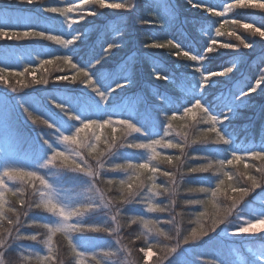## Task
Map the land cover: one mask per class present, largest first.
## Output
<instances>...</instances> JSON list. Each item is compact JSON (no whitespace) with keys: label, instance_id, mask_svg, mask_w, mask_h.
<instances>
[{"label":"trees","instance_id":"trees-1","mask_svg":"<svg viewBox=\"0 0 264 264\" xmlns=\"http://www.w3.org/2000/svg\"><path fill=\"white\" fill-rule=\"evenodd\" d=\"M105 2L0 0L46 36L0 38V259L264 264V234L230 237L264 202L240 192L264 183V0Z\"/></svg>","mask_w":264,"mask_h":264},{"label":"snow or ice","instance_id":"snow-or-ice-1","mask_svg":"<svg viewBox=\"0 0 264 264\" xmlns=\"http://www.w3.org/2000/svg\"><path fill=\"white\" fill-rule=\"evenodd\" d=\"M27 2H29V3H33V2H35V0H27ZM104 3H106L105 2V0H104ZM101 8L103 7V5L101 4V5H99ZM192 7H198V5L197 4H195V3H192V5H191ZM125 7H128V9H129V11H131L132 9H133V6L132 5H125V4H119V8H125ZM227 8V7H226ZM226 8L224 9V11L226 10ZM230 9H228V11H229ZM262 11H264V9H261ZM223 11V12H224ZM61 14H63V13H61ZM88 14H90V15H95L96 13L95 12H89ZM256 28H258V29H260V31H262V32H264V30H262V29H264V25H259V26H256ZM11 33V34H10ZM252 35H257V33H255V32H252ZM32 36H36V37H40V38H45L46 36L45 35H41V34H39V33H37L35 30H33V29H30V28H27L26 30H17L16 28H9V27H4V26H0V38H7V39H28V38H30V37H32ZM261 38H264V37H261ZM78 39V37H76V39H75V41L74 42H76V40ZM243 43H245L243 40H241ZM57 43H62V41H57ZM245 44H247V43H245ZM69 45L68 44H64V47L65 48H67ZM164 45H157V44H151V45H149V47H153V48H156V47H163ZM248 46V48L250 47V44H248L247 45ZM112 45H109L108 46V48L105 50V51H111V49H112ZM233 47V46H232ZM96 63L97 64H99V63H101V61H100V59H98L97 61H96ZM41 64H42V66L44 65V63L43 62H41ZM70 66L72 67V66H74V63L73 64H70ZM233 69L231 68V67H229V69H228V71L229 72H231ZM4 71H5V69L4 68H2V67H0V75H2L3 73H4ZM27 71V70H26ZM84 71H86V70H84ZM199 71H201V69H199ZM87 73H88V75L90 76V74H89V71H86ZM16 75L17 76H23L24 75V73L23 72H18V73H16ZM77 76H79V75H77ZM77 76L76 77H70L69 78V81L71 82V83H76L77 82ZM91 77V76H90ZM92 78V77H91ZM156 78L157 79H166L165 77H163V76H160V75H157L156 76ZM92 80H93V78H92ZM33 81L35 82V83H47V81L46 80H44V81H40V80H36L35 79V76L33 77ZM257 81H259L260 82V85H261V83H264V73H262L261 74V76H260V79H258ZM257 81H255V83L257 82ZM57 82H60V80H59V78H57ZM4 83H8V81H4ZM87 85H89V81H87ZM26 86V85H25ZM120 86L121 87H124V85L123 84H120ZM203 86H207V83H205ZM257 90V89H256ZM194 104H198V105H200V106H202L201 105V103L199 102V101H197V102H195ZM193 104V105H194ZM193 107V106H192ZM192 107H187L186 109H184L183 110V113L186 111V110H189V109H192ZM203 107V106H202ZM227 108H228V111L226 112V113H231L232 112V106L231 105H229V106H226ZM205 108V107H204ZM230 114H226L225 116H224V118H227L228 116H229ZM215 119H217L214 115H207L206 116V119L204 120V122L205 123H209V124H213V121L215 120ZM34 123L36 122V121H33ZM219 122L220 123H222L223 122V120L222 119H219ZM219 135H221V132H220V130H219ZM223 142H225V143H228V141L226 140V139H224V141ZM233 155H235V154H233ZM212 167V165L210 164V165H208L207 167H205V168H200V169H197L198 171H209V169ZM247 178H249V176L247 177ZM228 179L230 180L231 178L230 177H228ZM250 181H251V188H244V189H242V190H240V192H241V194L242 195H248L250 192H252V191H254V190H256L257 188H259V187H261V185L262 184H264V183H262V180L260 179V181H258L257 180V178L256 177H251L250 178ZM224 184V180H221L220 182H219V184L216 186V189H215V191H213L212 193H211V196L212 197H215L216 195H217V193L220 191V187L222 186ZM200 191H204V189H199ZM204 215V213H202L201 214V216H203ZM222 223H224V220L223 219H220L219 220V222L218 223H216V222H214V224H213V227L211 228V231L212 232H214L215 230H216V228L219 226V224H222ZM200 231V235L201 236H207V235H209V233L207 232V231H202V230H199ZM197 233H198V230L197 229H193V231H192V233L190 234V236H188L187 238H186V243L188 242V241H195V240H197L199 237H198V235H197ZM0 245H2V242H0ZM174 251V250H173ZM0 255H2V254H0ZM260 258L262 259V260H264V254H262V255H260ZM0 264H4V260L3 259H0Z\"/></svg>","mask_w":264,"mask_h":264},{"label":"rangeland","instance_id":"rangeland-1","mask_svg":"<svg viewBox=\"0 0 264 264\" xmlns=\"http://www.w3.org/2000/svg\"><path fill=\"white\" fill-rule=\"evenodd\" d=\"M247 4H251V3H247ZM2 107H3V104L0 103V114L1 115H3L4 113ZM0 148H1L2 153L5 154L6 151H4L1 146ZM58 196L59 194L57 195V197ZM60 196H61V201H64V203H69V199H67L66 196L62 194ZM240 218H241L240 220L241 225L239 229L235 231V233L232 234L230 237L240 238V237H247L251 235L264 234V202L260 201L259 206L246 205L243 209V212ZM63 222L66 223L65 220ZM151 255H152L151 251L146 252L147 259H149Z\"/></svg>","mask_w":264,"mask_h":264},{"label":"clouds","instance_id":"clouds-1","mask_svg":"<svg viewBox=\"0 0 264 264\" xmlns=\"http://www.w3.org/2000/svg\"><path fill=\"white\" fill-rule=\"evenodd\" d=\"M143 167V166H142Z\"/></svg>","mask_w":264,"mask_h":264}]
</instances>
